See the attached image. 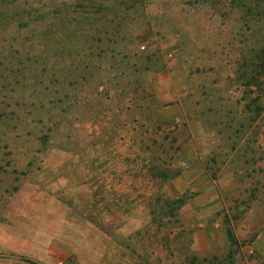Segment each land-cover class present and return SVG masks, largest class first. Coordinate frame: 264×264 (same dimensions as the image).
Returning <instances> with one entry per match:
<instances>
[{
	"label": "rangeland",
	"instance_id": "rangeland-1",
	"mask_svg": "<svg viewBox=\"0 0 264 264\" xmlns=\"http://www.w3.org/2000/svg\"><path fill=\"white\" fill-rule=\"evenodd\" d=\"M0 264H264V0H0Z\"/></svg>",
	"mask_w": 264,
	"mask_h": 264
},
{
	"label": "trees",
	"instance_id": "trees-1",
	"mask_svg": "<svg viewBox=\"0 0 264 264\" xmlns=\"http://www.w3.org/2000/svg\"><path fill=\"white\" fill-rule=\"evenodd\" d=\"M227 238H228V240H229L230 243L236 244V241L234 240V238H233V236H232V234L230 232L227 233Z\"/></svg>",
	"mask_w": 264,
	"mask_h": 264
}]
</instances>
